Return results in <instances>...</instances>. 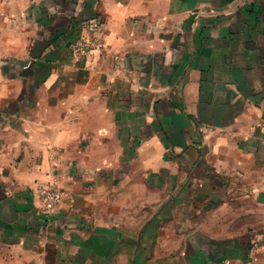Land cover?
I'll return each mask as SVG.
<instances>
[{
    "label": "crops",
    "instance_id": "1",
    "mask_svg": "<svg viewBox=\"0 0 264 264\" xmlns=\"http://www.w3.org/2000/svg\"><path fill=\"white\" fill-rule=\"evenodd\" d=\"M263 117L264 0H0V264H264Z\"/></svg>",
    "mask_w": 264,
    "mask_h": 264
},
{
    "label": "built area",
    "instance_id": "2",
    "mask_svg": "<svg viewBox=\"0 0 264 264\" xmlns=\"http://www.w3.org/2000/svg\"><path fill=\"white\" fill-rule=\"evenodd\" d=\"M103 46L104 43L101 39L94 35H89L77 40L72 45V48L75 56L79 60H84L91 52L102 49ZM261 127L264 129V117ZM36 191L39 202V213L44 216H51L65 196V191L56 184L40 185Z\"/></svg>",
    "mask_w": 264,
    "mask_h": 264
},
{
    "label": "rangeland",
    "instance_id": "3",
    "mask_svg": "<svg viewBox=\"0 0 264 264\" xmlns=\"http://www.w3.org/2000/svg\"><path fill=\"white\" fill-rule=\"evenodd\" d=\"M74 43H75V42H74ZM74 43H72L71 46H72ZM72 49H73V48H72ZM73 52H74V51H73ZM74 55H75V54H74ZM89 55H90V54H89ZM89 55H88V56H89ZM88 56H87V57H88ZM87 57H86V58H87ZM86 58H85V59H86ZM85 59H84V60H85ZM84 60H81V61H84ZM49 184H55V183H49ZM49 184H44V185H49ZM56 185H57V184H56ZM39 186H40V185H39ZM39 186H38V187H39ZM57 186H58V185H57ZM38 187H37V188H38ZM58 187H59V186H58ZM37 188H36V190H37ZM60 188H61V187H60ZM62 189H63V188H62ZM63 190H64V189H63ZM36 195H37V191H36ZM65 195H66V194H65ZM64 197H65V196H64ZM37 200H38V197H37ZM39 214H40V213H39Z\"/></svg>",
    "mask_w": 264,
    "mask_h": 264
}]
</instances>
